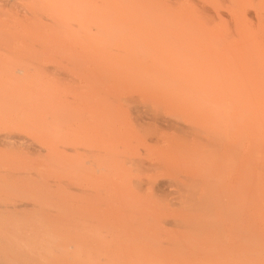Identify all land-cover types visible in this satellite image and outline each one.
Listing matches in <instances>:
<instances>
[{"label": "rangeland", "instance_id": "374dc122", "mask_svg": "<svg viewBox=\"0 0 264 264\" xmlns=\"http://www.w3.org/2000/svg\"><path fill=\"white\" fill-rule=\"evenodd\" d=\"M26 5L36 7L35 19L56 53H0V120L14 111L9 104L14 90L26 93L25 88H31L28 79L37 72L52 76L71 112L80 111L54 122L55 153L66 157L71 168L50 179L72 199L66 244L75 247L67 256L46 255L47 264L84 259L96 243H112L113 234L132 235L131 225L119 221L128 196H136L143 206L162 203L171 212L188 189L196 196V186L210 188L229 178L230 163L233 157L239 159V152L230 146L228 120L247 113L264 115V0H0V10L14 8L16 18L30 17L23 10ZM190 15L196 18V35L185 34L177 25ZM78 21L91 39L73 38V33H83L71 25ZM68 25L71 29H64ZM62 52L68 61L80 52L84 56L65 67L59 60ZM101 60L120 67L96 81L94 94L83 99L86 77ZM130 60L137 64L128 68ZM177 61L183 63L176 66ZM189 67L196 68V83L182 81L193 78ZM14 70L23 72L19 79L28 83L24 89L1 85ZM195 86L196 91L204 89L211 103L197 119L192 101L183 100ZM29 147L22 151L27 161L39 159ZM7 150L0 147V153ZM160 180L169 183L159 189ZM28 181L1 176L0 190L7 196ZM3 212L0 218L22 217L25 228L38 227L32 221L42 220L28 209ZM52 216L45 218L51 221ZM169 216L165 222L173 220ZM88 232L96 237L88 238Z\"/></svg>", "mask_w": 264, "mask_h": 264}, {"label": "bare ground", "instance_id": "6f19581e", "mask_svg": "<svg viewBox=\"0 0 264 264\" xmlns=\"http://www.w3.org/2000/svg\"><path fill=\"white\" fill-rule=\"evenodd\" d=\"M12 9L14 10H0V53L55 52L53 41L45 35L44 29L35 19L36 7L26 5L23 10L30 17L23 18H16ZM71 25L77 28L74 31L83 32L82 35L73 33L74 39L82 38L81 36L85 39L92 38L81 21ZM71 25L64 29H71ZM177 25L182 27L185 34L196 35V18L193 15L183 18ZM83 56L84 53L80 52L77 57L68 61L66 53L62 52L59 60L66 67L68 63H77ZM182 63L183 61H177L175 65ZM113 64L104 60L96 63L93 72L86 77L83 99L94 94L96 81L119 69L117 63L116 67ZM126 64L129 68L137 62L130 60ZM45 67L47 66H43L41 71L44 72ZM189 70L193 78L182 81L187 84L196 83V68L189 67ZM44 74L37 72L36 75L33 74L35 77L28 79L31 86L27 87L28 92L25 88L27 82L19 79L23 75L21 70L11 72V77L1 84L10 90L20 86L25 88L26 93L14 90L15 96L9 100L14 111H9L0 120V147L3 150L9 149L0 153V177L23 176L32 181L7 196L0 190V211L19 214L18 212L28 209L37 212L42 220H33L32 222L38 223V227L31 229L23 226L26 220L20 216L15 220L0 218V264H47L46 255L67 256L69 250L75 247L66 244L71 229L69 226H72L70 218L68 219L72 199L65 193V189L50 179L55 173H68L71 168L66 157L55 153L52 134L54 122L80 111L71 112L74 109L68 106L65 92L61 88L56 91L52 76ZM132 87H137V83ZM183 100L192 101L191 108L196 111V119L206 112V103L211 105L204 89L196 91V86L193 90L186 91ZM215 129L221 130L220 124H216ZM228 132L230 146L234 153L239 152L238 160L232 158L228 179L214 183L210 188L196 186V196L189 189L186 196L176 194L179 196L177 199L181 197V202L178 209L174 208L175 211L171 212H167L162 203L150 201L143 206L141 201L134 198L136 196H128L119 210L120 216L122 215V220L119 221L128 222L135 232L125 236L122 233V236L117 237L113 234L112 243L101 239L99 245L96 243V247L87 249L89 252L85 251L87 259L73 258L72 263L65 260L62 264H264V115L247 113L232 117L228 120ZM26 145L30 146L29 149L39 159L29 158L27 161L28 158L22 152L26 151ZM64 176L67 177L65 174ZM168 183L160 180L156 187L164 188ZM48 213L55 215L51 221L45 218ZM169 214L173 220L165 222V215ZM64 220L69 225H65ZM166 227H171V230ZM94 234L89 235L88 232L86 236L89 238L92 235L95 238ZM94 242L91 241L92 244Z\"/></svg>", "mask_w": 264, "mask_h": 264}]
</instances>
